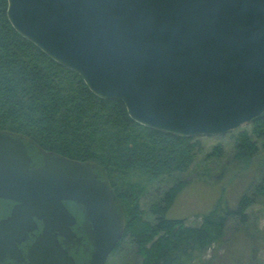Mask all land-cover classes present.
Segmentation results:
<instances>
[{"label":"water","instance_id":"1","mask_svg":"<svg viewBox=\"0 0 264 264\" xmlns=\"http://www.w3.org/2000/svg\"><path fill=\"white\" fill-rule=\"evenodd\" d=\"M6 14L145 127L218 136L264 113V0H7ZM1 200L14 205L0 219V264H78L69 252L80 245L79 264H106L124 233L97 164L10 131H0Z\"/></svg>","mask_w":264,"mask_h":264},{"label":"trees","instance_id":"2","mask_svg":"<svg viewBox=\"0 0 264 264\" xmlns=\"http://www.w3.org/2000/svg\"><path fill=\"white\" fill-rule=\"evenodd\" d=\"M6 11L7 0H0V131L22 134L45 150L100 167L125 219L111 254L129 246L138 264H193L223 241L230 221L247 222L256 196L264 197V168L251 194L243 193L232 206L218 200L196 226L167 217L186 185L180 179L155 196L147 216L140 205L143 189L187 171L202 150L199 138L133 121L122 101L99 98L78 74L23 38ZM233 144L234 159L248 167L260 146L264 149V113L233 135ZM222 154L217 145L207 157Z\"/></svg>","mask_w":264,"mask_h":264},{"label":"rangeland","instance_id":"3","mask_svg":"<svg viewBox=\"0 0 264 264\" xmlns=\"http://www.w3.org/2000/svg\"><path fill=\"white\" fill-rule=\"evenodd\" d=\"M242 128L249 129V123L223 135L198 136L202 150L187 171L163 178L158 183L145 184L140 205L146 215L150 214L149 206L155 196L176 179L186 181V185L177 195L167 217L184 219L190 226L198 225L203 214L218 200L232 206L243 193L253 192L264 168V149L260 146L255 160L248 167L239 165L233 156V135ZM217 145L222 147V156L208 158L207 155ZM247 215L245 224L230 221L223 241L193 264H264V197L256 196ZM106 264H138V261L130 247L124 246L121 252L110 254Z\"/></svg>","mask_w":264,"mask_h":264},{"label":"flooded vegetation","instance_id":"4","mask_svg":"<svg viewBox=\"0 0 264 264\" xmlns=\"http://www.w3.org/2000/svg\"><path fill=\"white\" fill-rule=\"evenodd\" d=\"M13 205H14V203L11 202V201H3V200L0 201V219L6 218L9 215V212H10V210H11ZM69 209H70V211H73V210H71L70 206H69ZM76 217H77V220H78V224H77V226H78L79 225V221H80L81 218H80V215H78V216L76 215ZM38 224L40 226V223H38ZM35 233L37 234L38 232H35ZM77 235H78V237L82 236L81 233H77ZM82 237H83V239L81 241L82 244L83 243L87 244L86 238L84 236H82ZM31 240H32V237L30 238V240H28V242L31 241ZM24 245L25 244H22L20 246V248H21L23 253L26 252V248H25ZM69 253L73 256V258L75 259V261L78 264H79V262H83L87 258V253L84 252L83 245H80L78 248L75 247V248L70 249Z\"/></svg>","mask_w":264,"mask_h":264}]
</instances>
